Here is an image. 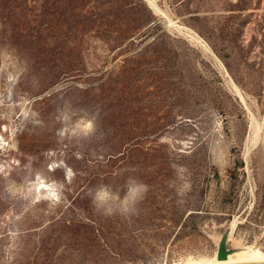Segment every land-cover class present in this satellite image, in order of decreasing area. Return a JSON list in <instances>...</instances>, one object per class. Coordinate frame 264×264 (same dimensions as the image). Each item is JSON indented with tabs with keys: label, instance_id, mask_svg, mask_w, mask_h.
Instances as JSON below:
<instances>
[{
	"label": "rangeland",
	"instance_id": "obj_1",
	"mask_svg": "<svg viewBox=\"0 0 264 264\" xmlns=\"http://www.w3.org/2000/svg\"><path fill=\"white\" fill-rule=\"evenodd\" d=\"M153 2L0 0V264L264 249V0Z\"/></svg>",
	"mask_w": 264,
	"mask_h": 264
},
{
	"label": "bare ground",
	"instance_id": "obj_2",
	"mask_svg": "<svg viewBox=\"0 0 264 264\" xmlns=\"http://www.w3.org/2000/svg\"><path fill=\"white\" fill-rule=\"evenodd\" d=\"M147 2L151 8L157 9V6L153 0H147ZM191 36L202 42L199 37L195 35ZM231 236L232 235L228 236L229 240H227L229 243L226 246V249H228L229 252L224 258H219L218 256V248L220 245L219 242L218 248H216L212 254L199 256L188 255L176 261L174 264H235L264 261V249L254 245H242L239 243V241L234 240Z\"/></svg>",
	"mask_w": 264,
	"mask_h": 264
},
{
	"label": "water",
	"instance_id": "obj_3",
	"mask_svg": "<svg viewBox=\"0 0 264 264\" xmlns=\"http://www.w3.org/2000/svg\"><path fill=\"white\" fill-rule=\"evenodd\" d=\"M228 238V233L225 234L220 242L219 248H218V256L219 258H224L227 256L229 250L226 249V240ZM235 264H264V261L261 262H246V263H235Z\"/></svg>",
	"mask_w": 264,
	"mask_h": 264
},
{
	"label": "trees",
	"instance_id": "obj_4",
	"mask_svg": "<svg viewBox=\"0 0 264 264\" xmlns=\"http://www.w3.org/2000/svg\"><path fill=\"white\" fill-rule=\"evenodd\" d=\"M129 7H130V6H129ZM130 10H132V7H130ZM148 11H149V10H148ZM149 15H152V14L150 13V11H149ZM149 17H150V16H149ZM136 21H140V19H136L135 22H136ZM149 22H150V19H149V18H144L143 21L140 22L138 28L140 27V25L149 24ZM149 27H150V26H149Z\"/></svg>",
	"mask_w": 264,
	"mask_h": 264
},
{
	"label": "clouds",
	"instance_id": "obj_5",
	"mask_svg": "<svg viewBox=\"0 0 264 264\" xmlns=\"http://www.w3.org/2000/svg\"><path fill=\"white\" fill-rule=\"evenodd\" d=\"M99 196H100V194L98 193V198H99ZM122 210L125 211V212H127V211H129V207L127 205H124V207H123Z\"/></svg>",
	"mask_w": 264,
	"mask_h": 264
}]
</instances>
